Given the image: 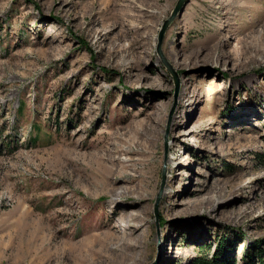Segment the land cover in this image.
I'll use <instances>...</instances> for the list:
<instances>
[{"label": "rangeland", "instance_id": "obj_1", "mask_svg": "<svg viewBox=\"0 0 264 264\" xmlns=\"http://www.w3.org/2000/svg\"><path fill=\"white\" fill-rule=\"evenodd\" d=\"M176 1L0 0V264H264V0Z\"/></svg>", "mask_w": 264, "mask_h": 264}, {"label": "bare ground", "instance_id": "obj_2", "mask_svg": "<svg viewBox=\"0 0 264 264\" xmlns=\"http://www.w3.org/2000/svg\"><path fill=\"white\" fill-rule=\"evenodd\" d=\"M111 1H113V3L115 2V4H119L118 3V0H111ZM145 1V0H144ZM133 2V1H132ZM139 2V1H138ZM109 3V2H108ZM107 3V4H108ZM115 4H113V5H115ZM121 4V3H120ZM133 4H134V6L135 7H137L138 8V10H141L142 12L143 11H147V8L145 7V6H143V5H141L140 4V6L139 5H137V3H135V2H133ZM110 5V4H109ZM121 6V5H120ZM133 6V5H132ZM124 7V6H123ZM126 7H127V5H126ZM116 8V7H115ZM115 8H112V9H115ZM119 8H121V7H119ZM110 9V8H109ZM118 9V8H117ZM126 9V8H125ZM122 10V9H121ZM131 11H133V9L131 10ZM137 11V10H136ZM135 12V11H134ZM139 14V13H138ZM143 14V13H142ZM114 15V14H113ZM123 15V14H122ZM128 15V14H127ZM118 16V15H117ZM125 16V15H124ZM123 16V17H124ZM131 16V15H130ZM141 16V15H140ZM139 16V17H140ZM132 17V16H131ZM118 18V17H117ZM123 21V20H122ZM143 22V21H142ZM122 23V22H121ZM263 39V38H262ZM222 41V40H221ZM132 44H133V42H132ZM262 44V43H261ZM134 45V44H133ZM214 46H217V42L214 44ZM257 46V45H256ZM263 46V45H262ZM210 47V46H209ZM244 47V46H243ZM249 47V46H248ZM244 48H246V46L244 47ZM119 50V49H118ZM216 50V49H215ZM123 51V50H122ZM210 52V51H209ZM219 53H220V51H219ZM241 53H242V50H241ZM207 55V54H206ZM219 58V57H218ZM215 55H211V56H209V59H211V60H213V61H218L219 59H218ZM216 67H217V65H216ZM144 120V119H143ZM139 121V120H138ZM140 123V122H139ZM142 123V122H141ZM141 125V124H140ZM148 125V124H147ZM146 125V126H147ZM147 129V128H146ZM133 131V130H132ZM135 132V131H134ZM134 132H131L130 131V133H132V134H134ZM140 133V132H139ZM135 135V134H134ZM137 135V134H136ZM139 135V134H138ZM137 135V136H138ZM136 138V137H135ZM139 139V138H138ZM134 140V139H133ZM154 140V139H153ZM143 142V141H142ZM133 143V142H132ZM137 143V142H136ZM134 144V143H133ZM138 144V143H137ZM102 146V145H101ZM107 149V148H106ZM112 150V149H111ZM112 151H114V150H112ZM122 151H124V150H122ZM149 151V150H148ZM117 152H119V151H117ZM126 153V152H125ZM151 153V152H150ZM111 154V153H110ZM122 154H123V152H122ZM128 154V153H127ZM141 154V153H140ZM93 155V154H92ZM97 156V155H96ZM96 156H94V157H96ZM106 156V155H105ZM104 155L102 156V154L100 155V156H98V160H99V164H96V165H99L98 166V180L100 179V182L102 183V185L104 186V188L106 189V190H108V191H116V189H120V191H125V190H127V191H130V192H133L134 190H135V188L134 187H131V186H129V187H124L125 186V184H124V186H122V184L121 185H116V183L117 182H125V180L126 181H128V180H133V179H137V176H135L134 174H131V173H126L125 172V170H126V168L127 167H129V168H131L132 169V167L131 166H133V164H135V163H133L132 162V159H125V160H118V159H115V165H114V167H113V165H112V167H108L107 166V163H109V162H112V160H114V159H112L111 157H105ZM110 156V155H109ZM130 156V155H129ZM128 156V157H129ZM93 157V158H94ZM115 157V156H114ZM90 158V157H89ZM88 158V159H89ZM141 158V157H140ZM92 159V158H91ZM147 160V159H146ZM94 161V160H93ZM135 161V160H134ZM137 161V160H136ZM141 160H139L138 162H140ZM144 161H145V159H144ZM90 162H92V161H90ZM94 162H96V160L94 161ZM137 162V163H138ZM88 163H89V161H88ZM139 164V163H138ZM144 164V163H143ZM145 165V164H144ZM94 166H95V164H94ZM96 169V168H95ZM134 170H136V169H134ZM93 173V172H92ZM126 173V174H125ZM91 174V173H90ZM93 175H95V174H93ZM114 175H117L116 177H114ZM138 175V174H137ZM139 176V175H138ZM148 177V176H147ZM139 178V177H138ZM95 180V179H94ZM93 180V181H94ZM139 180L141 181V178H139ZM91 181V180H90ZM148 181V180H147ZM100 183V184H101ZM133 183V182H132ZM95 184H96V182H95ZM145 184H146V182H145ZM127 185V184H126ZM133 185V184H132ZM144 185V184H143ZM99 186V185H98ZM101 186V185H100ZM102 187V186H101ZM139 187V186H138ZM143 187V186H142ZM103 189V188H102ZM139 189V188H138ZM101 190V189H100ZM140 190H141V188H140ZM144 190V189H143ZM140 192V191H139ZM137 196H138V194H137ZM205 198V197H204ZM126 199V198H125ZM195 204L197 205V206H199V207H201V208H208V207H210V199H208V198H206V199H197L196 201H195ZM210 211L212 210H214L213 208H211V209H209ZM129 212H130V210H129ZM128 213V212H127ZM202 213L204 214L205 213V209H204V211H202ZM136 216V215H135ZM125 217H127L126 215H125ZM133 217V216H132ZM135 219V218H134ZM127 220V219H126ZM111 230V229H110ZM135 233V232H134ZM133 232H131L130 233V235L132 236V235H134V236H136L135 234H134ZM118 237V236H117ZM115 238V237H114ZM99 239V238H98ZM102 239V238H101ZM112 240V239H111ZM119 240V239H118ZM59 241V240H58ZM57 242V241H56ZM65 242H66V239H65ZM67 242H69V240L67 241ZM66 242V243H67ZM63 243V242H62ZM62 243L60 244V246H58V247H56V250H54V251H52L51 252V255H52V258L53 259H55V260H59V258L60 257H68V258H70V259H74V264H84V263H86L87 262V264H98L97 263V260H98V258L101 256H103V254H102V249L103 248H109L110 246H111V243L112 242H110V239H108V238H104V239H102V240H95V243H92L91 242V244L90 245H88V246H86V245H84V244H81L79 241L78 242H76V243H74V247L73 248H70V246H66V245H62ZM72 243V242H71ZM132 244V243H131ZM58 245V244H57ZM87 247L86 249H84V247ZM113 247V246H112ZM115 247V246H114ZM163 248V247H162ZM109 250V249H108ZM108 250H107V252H108ZM112 250V249H111ZM110 250V251H111ZM115 250V249H114ZM112 252V251H111ZM110 252V253H111ZM46 258V257H45ZM100 259V258H99ZM112 259H114V258H112ZM42 260V259H41ZM106 260V259H105ZM44 261V260H43ZM51 262H52V260H50ZM100 261V260H99ZM124 262V261H123ZM53 263V262H52ZM41 264V263H40ZM99 264H116V263H103V262H101V263H99ZM121 264V263H120ZM126 264V263H125Z\"/></svg>", "mask_w": 264, "mask_h": 264}, {"label": "water", "instance_id": "obj_3", "mask_svg": "<svg viewBox=\"0 0 264 264\" xmlns=\"http://www.w3.org/2000/svg\"><path fill=\"white\" fill-rule=\"evenodd\" d=\"M187 0H177L168 19H166L161 27V30L159 31V36H158V49L160 48V41H161V37L163 35L164 30L167 27V24L169 22V20L177 13L180 12L182 10L183 5L185 4ZM158 195L156 197V200L158 199Z\"/></svg>", "mask_w": 264, "mask_h": 264}, {"label": "trees", "instance_id": "obj_4", "mask_svg": "<svg viewBox=\"0 0 264 264\" xmlns=\"http://www.w3.org/2000/svg\"><path fill=\"white\" fill-rule=\"evenodd\" d=\"M256 258L262 259L263 254H260V252H256ZM195 264H228V262L225 261H218L217 259H206V258H200L195 261Z\"/></svg>", "mask_w": 264, "mask_h": 264}]
</instances>
